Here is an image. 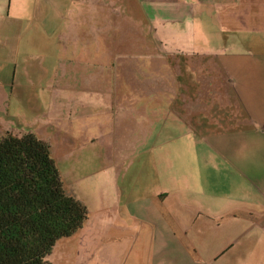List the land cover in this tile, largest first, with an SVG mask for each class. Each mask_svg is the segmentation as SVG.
<instances>
[{"label":"rangeland","instance_id":"374dc122","mask_svg":"<svg viewBox=\"0 0 264 264\" xmlns=\"http://www.w3.org/2000/svg\"><path fill=\"white\" fill-rule=\"evenodd\" d=\"M83 1H86L83 5L91 11L104 4V0H98L95 4L90 0ZM136 3L128 1L123 8L113 7L107 11L112 18H106L107 26L111 23L114 29L111 39L123 50H105L108 49L105 37L99 34L103 28L97 27L94 21L91 22V31L84 33L82 28L85 21L81 18V9L75 14L68 8L62 14L61 5L56 4L45 22V25H50L46 30L51 40L59 36L60 32L66 35L61 40L65 47L64 63L72 52L71 45L80 41L82 56H89L90 49L91 58L93 56L96 60L128 61L123 64L128 65L133 75L142 74L139 71L141 67L146 71L144 75H152L153 71L159 74L145 76V81L139 83L119 79L114 83L113 100L110 102L100 100L109 82L99 79V75L105 72L104 66L88 67L82 64L75 67L74 74H68L61 66L58 72L53 67L56 57L53 58L52 53L55 52L45 50L43 53L49 57L46 76H49V80L54 74L83 77L80 82L72 83L74 90L71 95L63 98L64 94L60 93L59 96L68 98L71 104H84V112L78 117L70 116L69 110L77 108L66 104L64 115L60 117V114H52L49 118L50 122L67 120L63 123L66 129L70 120H74L73 128L81 133L78 134L77 146L54 144L53 157L64 173L62 177L65 176L66 191L82 201L89 211V219L84 227L56 244L48 257L50 264L122 263L127 247L131 250L134 246V242L128 240L135 239L133 230L136 227L130 226L133 224L130 218L135 215L134 207L129 211L122 209L121 200L127 196H122L116 185L119 181L121 185L120 174H144L142 183L149 187L148 195L139 194L140 201L136 202L145 209L144 216L148 215V198L153 192L149 193L155 187L153 180L147 184L148 174H175L176 183H171V190L175 191L173 197L186 202L185 205L195 213L200 212L204 214L201 217L207 218L209 226L201 233L198 228L201 223H197L193 233L200 238L201 243L204 242L203 246L208 247L207 251L213 253L223 248L218 246L220 241L216 239L227 232L219 229L217 222L212 220H218L231 203L236 204V181L243 184L254 180L260 186L259 177L261 180L264 177V136L263 132L259 133L264 125V81L254 74L248 76V71L244 70L247 67L239 71L237 66L239 62H256L254 56L257 53L264 54L256 51L257 48L264 49V41L260 40L264 31L257 34L248 31L246 35L250 40L244 39L239 31L229 34L219 21L218 13L213 11V5H207L204 12L195 14L192 24L183 17L153 20L152 34V21L148 20ZM57 14L65 15L64 22L59 21L58 25L55 24ZM125 19L127 23H124ZM110 30L107 28V31ZM154 34L156 41L160 40L161 49L158 46L155 48ZM184 45L191 47V54L179 50ZM172 48H175L176 61L166 53ZM223 54L236 55L233 67H224L223 59L218 61ZM144 57L149 59L148 62H143ZM262 61L258 60V64L264 63V58ZM66 66L69 69L72 67L68 63ZM123 67L120 64L110 70L118 73ZM237 72L241 73L240 76H247L240 79L242 83L236 80L234 87V82L232 86L229 80L238 76ZM175 75H178V79H175ZM254 79L258 89L253 87ZM45 84L44 81L41 85ZM127 90H132V93L126 96L123 91ZM176 90L183 93L182 98H173L170 102L168 94L177 93ZM116 91H119L118 100L115 98ZM152 91L162 94L154 96ZM194 96L197 104L202 105V112L196 109ZM54 99L49 100L53 102ZM184 103H188L186 110L183 108ZM58 104L59 100L56 107ZM31 113L34 114V111ZM134 117L142 119L143 123L133 122L131 119ZM81 125L82 130L76 128ZM90 126L89 132H95L97 137L100 134L101 137L88 149L85 136ZM104 129L109 131L108 136L102 135ZM162 182L161 186L166 187ZM133 199L134 196L131 203L136 204ZM144 229L148 232L150 227L144 226ZM177 235L181 236V233ZM208 236L212 238L202 239ZM136 245L139 250L141 239Z\"/></svg>","mask_w":264,"mask_h":264},{"label":"crops","instance_id":"0c3cea01","mask_svg":"<svg viewBox=\"0 0 264 264\" xmlns=\"http://www.w3.org/2000/svg\"><path fill=\"white\" fill-rule=\"evenodd\" d=\"M97 1L90 0L94 4ZM128 1L137 2L136 5L142 9L148 20L152 21V25L153 20L165 18L170 20V18L181 17L185 18L189 24H192L195 14L204 12L205 10L203 11V9L207 5H213V11L218 13L219 21H221L229 34L230 32L239 31V34L243 35L244 39L250 40L246 35L248 31L256 32L255 34L261 30L264 31V0H104L103 6L100 5L98 9L94 7L93 11L83 5L86 3L83 0H0V137L8 132L15 135L33 133L39 139L51 145L52 156L54 144L63 146L64 143H67L66 146L70 147L78 145V134L81 135V133H78V130L73 128L72 123H75L74 120H70L66 129L63 123L67 120L59 119L58 121L50 122L49 117L52 114H60V117L64 115L66 104L77 108L69 110L70 116L78 117L77 115L84 112V104H71L68 98L63 99L65 95H71V91L74 90L72 83L75 81L80 82L83 77L54 74L55 76H52L51 80H49V76L46 78L50 62L48 55H43L45 50L55 52L52 53L53 58L56 57L53 67L58 72L61 66L64 71H68V74H74L75 67H80L82 64L88 67L104 66L105 72L99 75V79H107L109 82L106 83L108 86L105 89L104 97L100 98V100H109L110 102L113 100L112 90L114 89V83L119 79L139 83L143 80L145 81V76L159 75L155 71L152 72V75H144L146 71H143L142 67L139 70L142 74L133 75L131 71L129 72L128 65L123 64L128 63V61L121 60L122 62H120L117 59H108V61L96 60L93 59V56L91 58L90 49H88L89 56L85 54L82 56L80 41L74 46L71 45L72 52L68 54L69 57L66 60V63L72 65L71 69H69L66 63L62 61L66 55L65 47L61 40L66 35L60 32L59 36L56 38L52 37L54 40H51L49 31L48 29L46 30L50 25H45V22L51 15L54 5H61L60 12L62 14L68 8L75 14L77 10L81 9V18L85 21L82 28L84 33L91 31V22L94 21L97 27L103 28L99 34L105 37V44L108 47L105 50H108V52L123 50L120 45L113 43L111 36L114 29L111 23L107 26L106 18L112 19L107 11H110L113 7L123 8L124 3H128ZM127 10L128 6L126 5L125 13H127ZM62 14L56 15V25H58L59 21L61 23L64 22L65 15ZM124 23H127V19H125ZM107 28H111V30L107 31ZM56 29L58 33V28L56 27ZM153 31L154 25L152 34L154 33ZM153 37L154 41H156L155 34ZM260 40L264 41V36ZM157 41L155 42V48L158 46V49H161L160 40ZM185 45L179 50L185 51L186 54H191V47H186ZM227 45H229L228 41ZM163 47L165 48L164 44ZM174 51L175 48H172L166 53L174 57L176 61ZM256 51L264 52V49L257 48ZM219 58V62L223 59L222 63L226 68L233 67L236 63V55L223 54ZM254 58L256 62L251 63L249 61L247 64L239 62L237 64L240 68L239 71L241 68L247 67L244 70L248 71V76L254 74L262 77L264 81V63L260 62L258 64V60L262 61L264 54L257 53ZM148 60L147 57H144L143 62H148ZM229 60L231 64L228 66ZM151 61L155 62L154 60ZM120 64L124 65V67L118 73L110 70V68ZM169 71L170 76L173 77L171 70ZM240 74L229 80L232 86L235 84L234 87H236V80L239 79L240 81V79H244L247 76V74L243 76H240ZM175 76V79H178V75ZM44 81L46 84L42 86L41 84ZM50 81L51 83L48 85ZM253 87L258 89L255 79ZM97 92L100 91L98 90ZM123 92H126L127 96L132 93V90ZM60 93L64 94L63 98H60ZM152 93L154 96L162 94L160 91L159 93L152 91ZM182 94L181 92L178 93V91L177 93L169 92L170 102L173 98H182ZM53 97L55 99L52 102L49 99ZM115 98L118 100L119 91H116ZM123 98L124 95H122ZM194 99L196 109L200 110L202 105L197 104L195 96ZM57 100H59V104L56 107ZM187 104L184 103L185 107L183 108L185 110ZM31 111H34V114ZM86 113H88V109ZM131 120L143 123L142 119L139 118L134 117ZM233 127L236 128L235 125ZM262 127V131L259 129V133L263 132L264 136V125ZM76 128L82 130L83 126ZM90 128L91 126L85 136V144L88 145V149L96 144L98 137H101L100 134L97 137L95 132H89ZM257 128L255 131H257ZM108 132L104 129L102 135L108 136ZM89 151L92 152V150ZM61 174L64 173L61 171ZM143 177L144 174H120L121 185L120 181L116 182L121 195L124 196L125 194L127 196L126 199L121 200L122 209L129 211L130 208L134 207L135 215L130 218L133 222L130 226L136 227L133 230L135 239L132 238L128 241L134 242V246L137 249L134 250V246L131 250L127 247L121 264H264V177L263 180L259 177L260 186H257L254 180L243 184L240 181H236V204L231 203L230 208H226L220 214L218 220H212L217 222L219 229L227 232L226 235L216 239L217 242L220 241L218 246H223L218 253L207 251L208 247L202 245L204 242L201 243L200 238L194 236L193 230L197 223H201L198 228L202 233L209 226V222L206 220L207 218L201 217L204 214L195 213L187 204L185 205L186 202H181L180 199L176 200L173 197L175 191L171 190V183H176L175 179L177 176L175 174H148L149 182L147 184L153 180L155 187L149 193L150 195L153 192L152 196L148 198V215L144 216L146 214L144 212L145 209L139 207L141 203H136L140 201L139 194L142 196L148 195L149 187L142 183ZM63 179L66 187L65 176H63ZM162 180L166 187L161 186ZM68 191L71 192L72 189H68ZM132 196H134L133 202L136 204L131 203ZM144 226L150 227V230L146 232ZM179 232L181 236L177 235ZM210 238L212 237H202L203 240H209ZM140 239L141 245L138 250L136 244ZM231 239L233 240L230 241Z\"/></svg>","mask_w":264,"mask_h":264},{"label":"trees","instance_id":"16d2710c","mask_svg":"<svg viewBox=\"0 0 264 264\" xmlns=\"http://www.w3.org/2000/svg\"><path fill=\"white\" fill-rule=\"evenodd\" d=\"M89 219L65 188L51 145L33 133L0 137V264H50L56 244Z\"/></svg>","mask_w":264,"mask_h":264}]
</instances>
